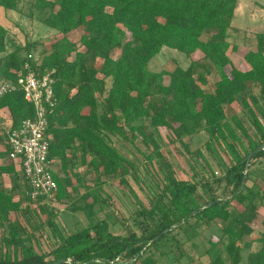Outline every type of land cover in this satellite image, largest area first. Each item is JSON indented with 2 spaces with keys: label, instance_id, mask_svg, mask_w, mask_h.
<instances>
[{
  "label": "trees",
  "instance_id": "obj_1",
  "mask_svg": "<svg viewBox=\"0 0 264 264\" xmlns=\"http://www.w3.org/2000/svg\"><path fill=\"white\" fill-rule=\"evenodd\" d=\"M22 1L0 0V9L17 11ZM239 4L240 0H34V9L51 10L44 23L62 35L48 51L41 52V63L29 60L30 53L24 57L16 50L7 53V29L0 25V77L15 79L14 73L26 62L39 74L55 71L56 107L49 116L48 135L49 160L61 166V172L54 173L58 203L75 200L68 191L70 180L77 182L72 187L74 193L84 184V176L76 173V159L92 168L98 181L101 176L124 179L137 172L111 144L110 136L131 144L141 139L155 146L157 154V129L173 127L180 139L205 132L210 137L206 147L218 157L224 172L214 183L233 187V198L239 202L250 201L249 211L238 214L223 230L228 239L226 252L239 264L241 251L257 243L246 264H264V232L242 243L254 232L251 224L258 201L263 200L260 192L244 194L243 189L250 178L246 175L248 165L264 157L263 150L248 159L264 146V126L248 103L251 99L258 108L259 100L264 99V33L256 34L254 40L245 37L241 45L229 42ZM78 30L82 31L79 39H69L68 35ZM164 47L189 58L188 68L150 70L151 61ZM241 47L247 50L244 61L249 69L244 71L233 68L230 58V53ZM213 73L218 81L214 91L208 92L204 87ZM255 88L261 90L260 99ZM238 101L251 115L260 141L253 139L241 117L227 115L225 107ZM4 108L9 110L14 127L34 117L33 106L20 91L2 100L0 109ZM145 119L150 120L149 133L137 124ZM216 145L231 157V165L219 157ZM145 157L153 160L151 155ZM6 177L11 180L9 188ZM198 186L172 177L159 184L151 208L135 212L141 235L131 228L126 235H115L107 220L89 221L84 230L70 233L52 251L39 254L31 240L22 237L16 219H10L11 213H22L24 201L30 200L24 176L8 160L0 166V226L6 231L0 239V264H159L154 250L167 232L193 220L210 225L226 213L219 197L201 203ZM202 188L212 193L209 181H203ZM89 196L87 191L85 197ZM99 201L96 197L92 204L71 208L91 218ZM44 207L39 206L46 213ZM216 244L207 250L206 264H226Z\"/></svg>",
  "mask_w": 264,
  "mask_h": 264
},
{
  "label": "rangeland",
  "instance_id": "obj_2",
  "mask_svg": "<svg viewBox=\"0 0 264 264\" xmlns=\"http://www.w3.org/2000/svg\"><path fill=\"white\" fill-rule=\"evenodd\" d=\"M33 2L34 0H23L17 11L0 9V25L7 29V53L16 50L22 57L30 53L29 60L41 63V52L48 51L51 44L62 35L49 29L44 23L51 10L34 9ZM229 33V42L239 45L244 43L245 37L254 40L256 34L264 33V0H240ZM81 34L82 31L78 30L69 34L68 37L72 41H77ZM209 35V32L206 33V37ZM34 44L35 47L30 46ZM246 52V48L241 47L239 51L230 53L233 68L242 71L249 69L244 61ZM2 56L0 55V58ZM190 62V59L184 54L164 47L159 55L151 61L149 67L155 72L173 71L177 67L187 69ZM38 63L37 65H39ZM227 71L230 73L231 67H228ZM207 79L208 85L204 88L206 91L212 92L215 89V82L218 81L217 74L213 73ZM260 91V88L254 89L255 95L259 99ZM259 101L260 105L257 108L251 99H248V103L255 109L264 126V99ZM225 110L229 117L232 115L241 117L253 139L259 140L257 129L252 124L251 115L245 112L240 101L226 106ZM2 115L6 117L4 121L7 123L12 121L9 111L6 109ZM137 124L146 133L151 131L150 120H140ZM154 135L159 146L158 155L155 146L146 144L141 139H138L135 144H131L117 136H110L111 144L137 169L135 174L126 176L124 179L120 176H101L98 181L92 168L80 165V160L76 159L79 162L76 166V173H81L84 176V184L74 193L72 187L77 185V182L70 180L68 191L75 199L74 201L52 202L44 207L47 211L45 213L39 206L25 200L22 205V213H11L10 219H16L19 223L22 237L31 240L33 250L39 254L49 253L70 233L84 230L89 221L97 223L107 220L110 223V231L115 235H126L128 228L141 235L142 231L138 226L135 212L142 209L149 210L154 195L158 191V185L166 178L172 177L179 181L197 183L199 185L197 195L200 196L201 203L207 202L213 196L219 197L218 200L221 203L224 202L227 214H222L210 225L193 220L189 224L167 232L165 239L154 250L156 260L159 264H206L209 260L206 254L207 250L211 248L212 243H217V248L226 264H234L226 252L228 239L223 230L238 214L249 211L250 201L239 202L238 198H233L235 191L233 187L227 189L224 183H214V180L222 177L224 172L218 157L206 147L210 141L207 133L200 132L180 139L172 127L157 129ZM244 143L245 147L249 148V142L245 140ZM215 147L219 157L226 164L231 165L232 159L226 151L217 145ZM238 153L242 156L245 152L238 148ZM145 155L153 156V160L149 161ZM69 156L71 157V154ZM7 157L5 149L0 145V165L8 163ZM52 164L54 171L61 172L58 161L55 160ZM248 173L250 178L243 193L248 194L250 190L260 192L263 200L258 201L256 217L251 224L254 232L242 240L243 245L260 237V234L264 232V157L253 160L247 167L246 175ZM203 181L211 183L212 193H208L202 188ZM6 184L8 188L11 186L10 177H6ZM87 191L90 192L89 197H85ZM96 197L101 201L93 206V217L91 218H88L86 213L71 208L72 206L82 207L84 204H92ZM4 233L6 231L0 226V239ZM257 248V243H254L251 248H244L241 251L239 264H246L249 254Z\"/></svg>",
  "mask_w": 264,
  "mask_h": 264
},
{
  "label": "built area",
  "instance_id": "obj_3",
  "mask_svg": "<svg viewBox=\"0 0 264 264\" xmlns=\"http://www.w3.org/2000/svg\"><path fill=\"white\" fill-rule=\"evenodd\" d=\"M54 73H36L26 62L22 70L14 73L15 79L0 77V105L6 96L20 91L25 101L34 108V117L17 127L13 126L12 121H4L6 117L0 109V139L8 159L24 176L25 194L35 206L57 202L58 185L54 179L53 164L49 160L51 136L48 135L49 116L56 107Z\"/></svg>",
  "mask_w": 264,
  "mask_h": 264
},
{
  "label": "water",
  "instance_id": "obj_4",
  "mask_svg": "<svg viewBox=\"0 0 264 264\" xmlns=\"http://www.w3.org/2000/svg\"><path fill=\"white\" fill-rule=\"evenodd\" d=\"M264 150V146L260 147L259 149H257L254 153H252L248 159H251L254 155L258 154L259 152Z\"/></svg>",
  "mask_w": 264,
  "mask_h": 264
},
{
  "label": "crops",
  "instance_id": "obj_5",
  "mask_svg": "<svg viewBox=\"0 0 264 264\" xmlns=\"http://www.w3.org/2000/svg\"><path fill=\"white\" fill-rule=\"evenodd\" d=\"M236 11H237V10H236ZM235 14H236V13H235ZM5 109H6L7 111H9L7 108H4V110L2 109L1 111L4 112ZM9 113H10V112H9ZM4 114H5V113H4ZM6 155H7V154H6ZM5 158H6V157H5ZM7 160H9L8 157H7ZM0 166H4V164H2V165H0ZM59 171H60V170H59ZM55 172H57V171H55Z\"/></svg>",
  "mask_w": 264,
  "mask_h": 264
}]
</instances>
